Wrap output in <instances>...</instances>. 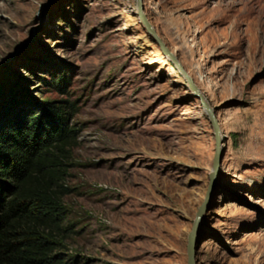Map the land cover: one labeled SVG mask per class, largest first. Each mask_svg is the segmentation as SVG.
I'll use <instances>...</instances> for the list:
<instances>
[{
    "label": "rangeland",
    "instance_id": "rangeland-1",
    "mask_svg": "<svg viewBox=\"0 0 264 264\" xmlns=\"http://www.w3.org/2000/svg\"><path fill=\"white\" fill-rule=\"evenodd\" d=\"M143 2L218 171L138 0H0V118L74 102L58 252L188 264L198 225L197 264H264V0Z\"/></svg>",
    "mask_w": 264,
    "mask_h": 264
},
{
    "label": "trees",
    "instance_id": "trees-1",
    "mask_svg": "<svg viewBox=\"0 0 264 264\" xmlns=\"http://www.w3.org/2000/svg\"><path fill=\"white\" fill-rule=\"evenodd\" d=\"M73 106L0 118V264H69L58 250L70 230L63 198Z\"/></svg>",
    "mask_w": 264,
    "mask_h": 264
},
{
    "label": "water",
    "instance_id": "water-1",
    "mask_svg": "<svg viewBox=\"0 0 264 264\" xmlns=\"http://www.w3.org/2000/svg\"><path fill=\"white\" fill-rule=\"evenodd\" d=\"M138 10L139 15L143 21V23L146 25L149 33L154 38V40L158 43L162 51L165 55H167L170 60L180 69V71L184 74L186 79L189 81L190 86L192 90L194 91L195 95L198 99H200L203 107L205 108L206 112L209 115V118L211 120V123L213 124L214 130H215V136H216V158H215V167L218 171L223 150H222V133H221V127L220 122L218 120L215 108L210 104L206 96L202 93L198 85L196 84L194 78L188 73L186 68L184 67L183 63L181 62L179 56L167 45V43L164 41V39L158 34L156 28L148 18L146 12H145V6L143 0H138ZM205 210V207L202 209V213ZM197 228L198 225L195 227V229L190 233L189 236V244H188V264H197V254L198 249L200 245V241L198 240V234H197Z\"/></svg>",
    "mask_w": 264,
    "mask_h": 264
},
{
    "label": "bare ground",
    "instance_id": "bare-ground-1",
    "mask_svg": "<svg viewBox=\"0 0 264 264\" xmlns=\"http://www.w3.org/2000/svg\"><path fill=\"white\" fill-rule=\"evenodd\" d=\"M180 30H182L185 34H188L189 31H190V25H189V23H187V24H185L184 26H182V27L180 28Z\"/></svg>",
    "mask_w": 264,
    "mask_h": 264
}]
</instances>
